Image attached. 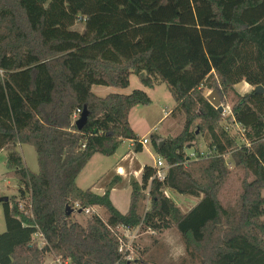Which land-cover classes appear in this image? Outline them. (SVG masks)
Listing matches in <instances>:
<instances>
[{"label": "trees", "instance_id": "16d2710c", "mask_svg": "<svg viewBox=\"0 0 264 264\" xmlns=\"http://www.w3.org/2000/svg\"><path fill=\"white\" fill-rule=\"evenodd\" d=\"M131 75L145 87L164 84L175 102L171 114L181 112L185 121L161 149L150 135L166 176L159 181L144 167L121 214L109 190L96 195L76 179L93 155L110 157L123 141L141 152L128 116L151 104L147 94L91 92L126 89ZM241 82L264 88V0H0V152H7L6 176L16 179L19 195L2 203L0 264H44L46 254L70 264H126L118 227L159 234L174 228L202 264H264V94L238 95ZM217 87L236 98L230 116L244 129L239 148L218 126L223 113L203 95ZM83 109L88 119L78 130L73 115ZM196 119L213 156L201 159L195 150L196 160L187 161ZM18 144L34 149L37 173L25 167ZM229 154L252 177L235 210L219 200ZM146 190L150 207L140 215ZM164 190L198 202L182 213ZM75 204L81 213L100 208L107 218L93 212L84 225L73 222L66 208Z\"/></svg>", "mask_w": 264, "mask_h": 264}, {"label": "rangeland", "instance_id": "374dc122", "mask_svg": "<svg viewBox=\"0 0 264 264\" xmlns=\"http://www.w3.org/2000/svg\"><path fill=\"white\" fill-rule=\"evenodd\" d=\"M74 29L77 31H82V25L77 24ZM130 80L132 90H141L145 92V86L141 84V79L139 76L132 75ZM214 90H219L222 93V89L218 87L212 90L204 89V97L206 98ZM234 91L240 96L246 94L240 87H237L234 89ZM150 97L153 102L152 105L148 107H139L137 108L138 110L133 111L132 122L134 126L137 128L139 133L144 132V130L151 126H155V135H161L163 139L166 140H173L177 138L183 130L185 117L181 112H175L173 115L171 114L175 107V102L166 86H157L153 91H150ZM235 102L236 98L231 92H227L225 95L222 94L221 105L223 107V115L221 116L218 126L228 129L229 135L234 137L236 146L239 148L243 141L240 139V132L238 131V128L234 126L231 116L229 115ZM164 113L167 114L165 116L167 118L158 123L160 119L164 117ZM198 125L199 120L196 119L190 128V131L195 135V140L192 145H185V153H187V151L191 152L192 150H198V152L201 153L207 150L209 137L206 134L200 132ZM146 139L150 140V137ZM149 147L151 150L153 149L151 145ZM5 155L6 153L3 152V154L0 156V200L7 198L9 201V199L12 197H16V199L19 200L18 183L16 179L6 176L7 170L5 165L1 162V157L4 158ZM22 157L24 159L23 161L25 167L30 172L37 173V156L34 149L30 146H23ZM190 158L196 160L195 153L191 154ZM224 162L229 173L220 187L219 200L223 207L230 210H235L238 203V197L242 191V183L244 181L249 182L252 177L242 167L235 166L234 159L230 154L225 156ZM116 184L121 183L117 182ZM164 194L174 202V204L180 209L182 213H186L198 202V199L189 196H180L169 190H164ZM115 196L117 200V202L115 201L116 204H118L120 208H127L130 199V189L121 184L120 189L115 192ZM142 196L143 197L138 203V213L140 215H143V213L150 207L147 190L143 192ZM21 201L25 204L28 202V197ZM92 213L93 212H91L89 215H85L84 213L73 211L70 220L84 225L87 217ZM96 213L103 220H106L107 216L104 214L103 210H98ZM4 231L5 224L3 218V208L2 202H0V234ZM168 234H174L181 238L180 234L174 228H171L170 230L161 234L153 233L149 230L140 228L131 231L130 235H128L129 238H125V241L130 247L131 251L129 255L127 254V256H125L126 263L140 264L141 262H145V264H173L169 258V249L164 242ZM42 242L43 241L41 238L33 237V243L37 247H42ZM56 260V257L52 256L51 254H46L44 258V264H58ZM179 264H202V262L195 250L192 248H186V255L180 260Z\"/></svg>", "mask_w": 264, "mask_h": 264}, {"label": "crops", "instance_id": "0c3cea01", "mask_svg": "<svg viewBox=\"0 0 264 264\" xmlns=\"http://www.w3.org/2000/svg\"><path fill=\"white\" fill-rule=\"evenodd\" d=\"M132 76V75H131ZM131 76L129 77V86L126 89H116L113 87H104V86H93L91 88V92L100 98H104L110 94H123L128 95L133 90L131 88ZM164 84H155L152 88L145 87L144 91L147 96L150 98L151 104H153L152 99L150 97V91H153L157 86ZM240 87L244 93H249L253 88L247 85L244 82L237 84L234 89ZM149 105V106H150ZM142 106L134 107L128 116L129 125L137 136L138 141L140 143L141 152L136 153L134 151V143L131 141H123L120 146L117 148L116 152L110 156L105 157L99 154H95L92 156L90 161L87 163L85 168L81 171L79 176L76 179V186L82 190L91 189V191L96 195H103L107 190H109V199L112 205L121 213L125 214L128 211L129 204L127 208H120L118 204H116V196L115 192L120 189L121 184H123L126 188L130 189L131 181H136L140 183L141 175L144 167L154 168L155 161L158 157L156 152L150 149V145L153 147L151 139L148 140V144L142 145L141 141L143 139L149 138L151 134H154L156 131L155 126H151L144 130V132L139 133L137 128L134 126L132 122V113L134 110H138L137 108ZM148 107V106H147ZM165 114V113H164ZM167 114L164 115L160 119V122L165 120ZM164 118V119H163ZM159 139H163L161 135H156ZM162 137V138H161ZM25 145H17V151L21 154L22 157V147ZM5 151L0 152V156ZM4 158L1 157V162L5 165L6 168V159L7 152ZM23 159V157H22ZM24 160V159H23ZM24 162V161H23ZM112 181H117L121 184H113ZM111 185V186H110ZM116 201V202H115ZM98 210H102L100 208H95V212ZM45 263V262H44Z\"/></svg>", "mask_w": 264, "mask_h": 264}, {"label": "built area", "instance_id": "2783aa9c", "mask_svg": "<svg viewBox=\"0 0 264 264\" xmlns=\"http://www.w3.org/2000/svg\"><path fill=\"white\" fill-rule=\"evenodd\" d=\"M79 115H80V112L77 111L73 115V120L76 121L79 118ZM229 115H231V114L229 113ZM232 122H233L234 126L236 128H238V131L240 132V139H242V141L244 143V136H243L244 129L240 125H238L237 123H235L233 119H232ZM224 129H225V131L228 132V129L227 128H224ZM141 144L142 145L148 144V140L147 139H143L141 141ZM211 156H213V154L211 152H208L207 150L205 152L199 153V158H201V159L202 158L203 159H207V158H210ZM225 156H227V155H225ZM225 156H224V158H225ZM153 169H154L153 178H155V179H157L159 181H162L165 178V176H166V172H167L168 167L164 163V161H163L162 158H157L156 161H155V166H154ZM147 193H148V191H147ZM29 208H30V205H29ZM19 209H20V211L24 210V205L22 203H20ZM72 210L73 211H77V212L78 211H81L82 212V210L80 209V207H79L78 204H75ZM91 212H95V208L94 209H85L83 211V213L85 215H89ZM136 229H139V228H136ZM136 229H133V230H136ZM133 230H129V229L123 228V227H118L115 230V234H116V237H117V240H118V252L121 254V257H122V259L124 261H125V256H127V254L129 255L130 252H131L130 251V247L127 245V243L125 241V238H129L128 235H130L131 231H133ZM33 237H39V238H41V235L35 234ZM43 244L44 243L42 242V245L41 246H43ZM38 248H40V247L38 246ZM56 262L58 264H70V261L69 260H62L60 258H57ZM125 263H126V261H125Z\"/></svg>", "mask_w": 264, "mask_h": 264}, {"label": "water", "instance_id": "95a60500", "mask_svg": "<svg viewBox=\"0 0 264 264\" xmlns=\"http://www.w3.org/2000/svg\"><path fill=\"white\" fill-rule=\"evenodd\" d=\"M254 91L260 93V94H264V88L260 85L256 86L253 88ZM206 101L214 108L216 109L220 114L223 113V107L221 105V93L219 90H214L212 91L207 97H206ZM88 119V112L86 109H83L82 113L80 114L79 118L75 121V126L78 130H81ZM166 139H160L157 141V149H161L162 146L165 144ZM195 151L192 150L187 151L186 153V160L189 161L190 159V155L194 154ZM8 201L7 198L1 199L0 202L2 203H6ZM66 212L68 214H72L73 210L69 207L66 208ZM78 213H81V211H78Z\"/></svg>", "mask_w": 264, "mask_h": 264}, {"label": "clouds", "instance_id": "9594fccd", "mask_svg": "<svg viewBox=\"0 0 264 264\" xmlns=\"http://www.w3.org/2000/svg\"><path fill=\"white\" fill-rule=\"evenodd\" d=\"M164 242L169 249L170 260L173 264H179L180 260L186 255V246L183 240L174 234H168Z\"/></svg>", "mask_w": 264, "mask_h": 264}]
</instances>
